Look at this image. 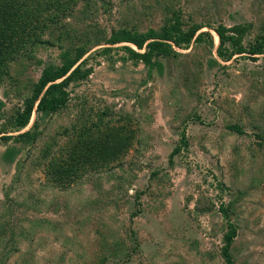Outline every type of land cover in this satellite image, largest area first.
Masks as SVG:
<instances>
[{"label":"rangeland","instance_id":"1","mask_svg":"<svg viewBox=\"0 0 264 264\" xmlns=\"http://www.w3.org/2000/svg\"><path fill=\"white\" fill-rule=\"evenodd\" d=\"M62 8L46 12L35 35L24 19L12 23L15 37L0 45V264H226L229 224L231 264H264V54L225 61L215 36L219 26L251 24L247 48L264 0H65ZM177 16L183 31L201 25L202 38L156 58L161 70L130 59L122 48L133 45L105 43L121 30H164ZM40 35L52 45L33 42ZM73 45L87 49L89 76L65 89L61 111H33L15 129L41 71ZM99 122L128 136L115 160L68 177L46 166L66 156L69 140L89 143ZM25 132L27 142L2 139Z\"/></svg>","mask_w":264,"mask_h":264},{"label":"trees","instance_id":"2","mask_svg":"<svg viewBox=\"0 0 264 264\" xmlns=\"http://www.w3.org/2000/svg\"><path fill=\"white\" fill-rule=\"evenodd\" d=\"M64 1L65 0H0V9H3L6 13L4 17L0 18L1 48H4V46L15 37L14 34L16 32L12 30V23L16 21L22 23L25 20L23 23L24 26L31 28L33 31L32 34L35 35L36 31H38L37 29L43 30V27H41L42 25H36V22L40 18L46 17V12L52 10L54 6L57 7L58 5L62 12ZM54 18L58 19V15L52 16L53 21ZM250 28L251 24L245 26L237 25L230 30L223 26L216 28L218 38L216 34L215 36L217 43L219 39L217 51L220 58L229 61L235 54H248L249 58L255 61L257 56L263 55L264 23L261 25L258 35L253 41L248 42V47L246 48L243 46L242 40L245 39ZM200 29L201 25L194 24L183 31L182 22H180L179 16H177L175 17L174 24H171L164 30L156 31L150 29L144 33L121 30L119 34L113 35L110 39L105 40V43L109 45L128 43L135 46L136 49L130 46H125L122 49H124L130 59L134 60L136 63L141 61L151 69L159 63L156 61V58L169 57L173 54V46L189 44L192 40L200 41L202 34L195 37L196 32ZM41 36L42 35L39 37L36 36L33 42L36 41L37 44L41 45H52L49 40H41ZM7 37L8 40L5 42ZM110 49V47L102 48L100 54H106ZM17 50L18 49H14L15 52ZM86 51L87 49L84 45H73L70 49L67 48L64 50V53L61 55L62 60L60 64L56 66L48 65L41 71L37 83L32 87L30 96L25 98L22 108L17 107L16 112L19 114L14 119L15 129H24L33 111L38 114L50 116L61 111L66 106L67 93L65 89L71 83L84 80L90 74V70L84 69L86 60H82L83 56L87 53ZM1 65L0 62V67ZM158 67L160 68L159 64ZM4 73H6L5 70L0 69V75ZM1 105L0 102V107ZM100 124L101 122L93 125L96 134L92 133L90 136L91 138L88 139L89 143L85 141L81 142L78 138L75 141L69 140L68 145L70 149L66 153V156L64 155L58 163L54 159L48 160V165L46 164V166L48 168H53L52 170L57 172V174H65V172H63L64 169L66 174L63 177H68L70 174H76L78 170L85 169V167L90 166V170L96 165L100 166L106 162L115 160L128 145V136L119 135V132L112 131L109 127L102 128ZM30 136L31 134L29 132H25L13 138L3 135L2 139H15L16 141L27 142L31 138ZM43 157L44 159H48L47 154L43 155ZM43 157L41 156L40 158L42 159ZM38 162L41 164L40 161ZM220 211L224 217L227 216V209L221 208ZM235 236V227L229 224L228 230L223 237L225 245L221 251L226 264H231L232 262L229 255V247Z\"/></svg>","mask_w":264,"mask_h":264}]
</instances>
